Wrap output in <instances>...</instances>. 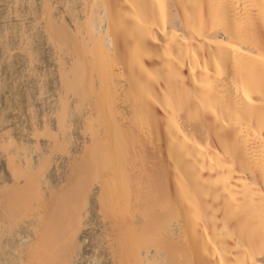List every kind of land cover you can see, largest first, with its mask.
Listing matches in <instances>:
<instances>
[{
	"label": "bare ground",
	"instance_id": "obj_1",
	"mask_svg": "<svg viewBox=\"0 0 264 264\" xmlns=\"http://www.w3.org/2000/svg\"><path fill=\"white\" fill-rule=\"evenodd\" d=\"M0 264H264V0H0Z\"/></svg>",
	"mask_w": 264,
	"mask_h": 264
},
{
	"label": "rangeland",
	"instance_id": "obj_2",
	"mask_svg": "<svg viewBox=\"0 0 264 264\" xmlns=\"http://www.w3.org/2000/svg\"><path fill=\"white\" fill-rule=\"evenodd\" d=\"M131 120V119H130ZM130 132V131H129Z\"/></svg>",
	"mask_w": 264,
	"mask_h": 264
}]
</instances>
